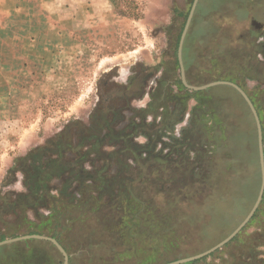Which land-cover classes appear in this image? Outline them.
I'll return each instance as SVG.
<instances>
[{
    "label": "rangeland",
    "instance_id": "obj_1",
    "mask_svg": "<svg viewBox=\"0 0 264 264\" xmlns=\"http://www.w3.org/2000/svg\"><path fill=\"white\" fill-rule=\"evenodd\" d=\"M110 2L105 8L101 0H65L42 13L30 8L0 28V231L18 216L5 240L69 234L87 253L74 264H137L138 212L143 219L160 214L161 231L178 202L199 196L187 181L211 175L222 159L201 142V117L217 108L221 117L240 120L244 101L228 85L191 87L234 82L264 119V85L249 80L255 69L251 76L235 73L237 55L246 63L262 48L256 33L249 36L251 21L264 22L260 2L198 1L182 52L190 87L178 51L195 0ZM197 108L207 114L195 117ZM151 224L144 223L150 230ZM188 232L189 243L169 251L168 261L192 255L196 232ZM113 248L124 250L120 260ZM219 250L227 259L228 250ZM256 251L264 259V247ZM217 256L196 264H224ZM61 262L45 243L0 247V264Z\"/></svg>",
    "mask_w": 264,
    "mask_h": 264
},
{
    "label": "trees",
    "instance_id": "obj_2",
    "mask_svg": "<svg viewBox=\"0 0 264 264\" xmlns=\"http://www.w3.org/2000/svg\"><path fill=\"white\" fill-rule=\"evenodd\" d=\"M243 101L244 105H239V109L244 115L240 116V120L221 117V111L217 108L210 110L211 117H201V120L204 121V128L201 129L204 136H201V142L204 144L205 141L208 146H213V152L219 154L222 159L213 165L211 175H206L199 181H191V179L187 181L189 183L186 185V189L198 186L200 188L199 196L194 194V196L188 198L186 189L185 193L182 189L180 194L182 197L185 196V199L188 198L187 204H185V201L178 202L177 213L170 218V226L163 228L161 231L158 223L159 221L162 223L160 214L156 216L157 213H155L154 217L143 219L139 215L143 210L138 212L137 219L139 223L137 224V241L135 242L137 246V264H167L177 261V259L168 261L166 257L169 251L180 249L181 241L186 240L189 243L191 235H188V230L196 232L197 235L195 234L193 238L198 247L195 248V245L190 250L192 255H188V257L202 253L231 234L246 217L258 196L261 185V168L256 120L244 98ZM253 103L255 105L254 101ZM193 112L195 117L198 113H200V116L207 114L202 108H197ZM231 112L237 114L233 110ZM248 115L251 118V123ZM260 119L264 135V119L261 116ZM210 121L211 125H209ZM192 124L195 128H198L197 119L193 118ZM183 136L184 134H182ZM180 140L191 141L192 139L191 137H184ZM178 141L179 139H176V137L173 139L175 143L174 150L181 147ZM174 165L180 168L177 161ZM186 173L192 174L189 171ZM39 185L43 186L41 182ZM179 198L181 197L179 196ZM176 201L178 200L176 199ZM16 204L14 202L15 206ZM16 217L13 222H5L6 230L0 231L3 240L8 238L6 231L8 232L9 228H16L19 224L20 218ZM146 220L153 224H151V230L145 227ZM154 221L156 222L154 223ZM50 236L56 239L67 251L70 264H74L75 260L78 261L87 255L86 252L76 246L69 234L64 235L62 232H53L50 233ZM31 242L48 244L53 250L57 251L62 261L60 264H63L62 254L52 242L47 240L27 239L4 246L9 248L20 243L28 244ZM257 247H264V196L249 223L223 247L228 250L227 259L222 257L225 252L221 253L220 250L209 256L215 257L221 253L217 257L223 260L224 264H264V259H258L257 257L259 253L256 251ZM96 248H102V245L96 246ZM194 249L196 250L194 251ZM112 251L115 260H120L124 255V250L113 248ZM261 254L264 255L263 251ZM20 256H23V254L20 253ZM33 256L39 257L37 255ZM97 256L100 260L104 258V255L99 253ZM207 257L187 264H196L204 261Z\"/></svg>",
    "mask_w": 264,
    "mask_h": 264
},
{
    "label": "crops",
    "instance_id": "obj_3",
    "mask_svg": "<svg viewBox=\"0 0 264 264\" xmlns=\"http://www.w3.org/2000/svg\"><path fill=\"white\" fill-rule=\"evenodd\" d=\"M64 1L65 0H0V28L3 25H5V23H7L8 21H11L14 17L15 18L24 17V15L28 14V11L30 8H32L33 10H37L39 13H42V11L46 10V9L57 10V9H60L61 3ZM94 1L95 0H90V2H92V4L94 3ZM101 1L103 3L102 5L105 6V8L110 7L109 6V4L111 3L110 0H101ZM259 2L261 3V9L264 12V0H251L250 3L251 4H253V3L258 4ZM236 3L237 2L235 1L234 4H236ZM217 8H219V7H217ZM233 8L238 9L239 7L237 5H233ZM252 18L255 19L253 16H252ZM249 28H250L249 29V31H250L249 36H252L256 33L257 36L256 37L252 36V38L257 40V42L260 41L262 48L260 49L259 53L257 52L254 54H249L246 63H240L239 56L237 55L235 65L238 66V68H240V69H237L235 71V73H236V75L249 74L251 76V74L255 71L256 73H253L252 74L253 76L250 77L249 80L255 81L257 83L264 85V22L251 21V25ZM204 32L205 31H203V33H196V35L202 36L204 34ZM201 40H203V38ZM241 40H243V39L240 37L237 39L238 42H240ZM194 59H196V57ZM206 59L212 60L211 57H207ZM185 60H186V55H185ZM215 62H216V60H215ZM185 63H186V61H185ZM254 63H257L256 67H254ZM257 66H260V69H259L260 71L258 70ZM186 68H187V63H186ZM246 79H248V77ZM262 88H264V87H262ZM153 120H154V118H153ZM191 120H193V118ZM181 122H184V119H181L179 121V123H181ZM182 132H184V131H182ZM176 136H177V134H176ZM180 136H181V134H180ZM4 155H7V152H5L3 154V156ZM11 160H12V158H11ZM1 172H2V170H1ZM4 175H5V171L0 173V183H1V180H3V178H5Z\"/></svg>",
    "mask_w": 264,
    "mask_h": 264
},
{
    "label": "water",
    "instance_id": "obj_4",
    "mask_svg": "<svg viewBox=\"0 0 264 264\" xmlns=\"http://www.w3.org/2000/svg\"><path fill=\"white\" fill-rule=\"evenodd\" d=\"M199 0H195L193 8L191 10L189 19L187 21L185 30L183 32L182 38L180 40V45H179V61L180 64L182 65V71H183V83L184 85H186L187 87H190L186 81V77H185V71H184V67H183V61H182V52H183V46H184V42L186 39V35L188 32V29L190 27L191 24V20L192 17L194 15L196 6L198 4ZM220 85H228L231 86L232 88H234L246 101V103L248 104V106L250 107L255 120H256V125H257V130H258V143H259V157H260V168H261V185H260V189L258 192V196L256 198V201L254 202V204L252 205L251 209L249 210V212L247 213L246 217L244 218V220L240 223V225L231 233L229 234L226 238H224L223 240H221L219 243H217L215 246L211 247L210 249L199 253L197 255L191 256V257H187L184 259H180L168 264H187L189 262H193L199 259H202L206 256H209L210 254L214 253L215 251L223 248L227 243H229L248 223L249 221L252 219V217L254 216L255 212L257 211V209L259 208L262 200H263V196H264V135H263V130H262V124H261V119L259 116V113L253 103V101L251 100V98L249 97V95L244 91V89H242L239 85L232 83V82H227V81H218V82H214L211 84H208L206 86H202V87H191L192 89L196 90V91H200V90H206L209 89L211 87L214 86H220ZM27 239H40V240H47L52 242L56 248L58 249V251L62 254L63 258H64V263L63 264H70V260H69V254L67 253V251L63 248V246L54 238L51 237H45V236H41V235H30V236H23V237H17L14 239H8V240H4L2 242H0V247L7 245V244H11V243H15V242H19V241H23V240H27Z\"/></svg>",
    "mask_w": 264,
    "mask_h": 264
}]
</instances>
